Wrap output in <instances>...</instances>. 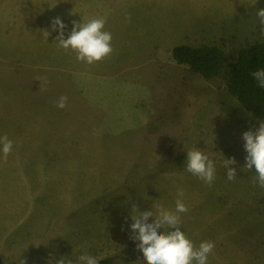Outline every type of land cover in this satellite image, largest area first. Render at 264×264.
Returning <instances> with one entry per match:
<instances>
[{
  "label": "rangeland",
  "instance_id": "rangeland-1",
  "mask_svg": "<svg viewBox=\"0 0 264 264\" xmlns=\"http://www.w3.org/2000/svg\"><path fill=\"white\" fill-rule=\"evenodd\" d=\"M262 9L264 0H0V136L13 141L6 160L0 145V264L84 254L147 264L131 216L151 210L153 223L157 206L174 211L178 189L181 231L196 247L215 244L208 264H264V188L245 169L243 139L262 121L229 94L225 69L205 79L172 56L178 45L213 46L233 63L264 43ZM98 17L111 55L87 64L58 47L56 18L67 39L73 21ZM194 148L215 163L210 186L185 168Z\"/></svg>",
  "mask_w": 264,
  "mask_h": 264
},
{
  "label": "clouds",
  "instance_id": "clouds-1",
  "mask_svg": "<svg viewBox=\"0 0 264 264\" xmlns=\"http://www.w3.org/2000/svg\"><path fill=\"white\" fill-rule=\"evenodd\" d=\"M261 25H264V9L256 12ZM53 31L59 29L57 45L68 52L76 53L78 61L93 64L111 55L113 47L111 45L112 34L104 31L106 20L103 17L92 18L87 23H77L73 21V29L67 39L64 38V28L66 27L60 18L53 22ZM48 36L49 33L45 31ZM257 81V87L264 88V69H259L251 73ZM68 98L61 96L57 107L63 109L67 106ZM245 141L244 148L247 152L245 169L252 170L253 166L258 174L254 181L264 188V122L253 132L251 130L243 133ZM0 145L6 160L13 149V141L5 134L0 136ZM235 158L225 159L224 167L227 169V179L232 181L237 178L235 168L229 167L235 164ZM186 170L197 176L209 186L215 179V163L201 149L194 148L187 152ZM184 192L177 191L175 210H170L163 206H157V215L153 223H148L149 217H153L151 210L140 212L139 215L131 216L134 221L131 224L133 233L132 239L139 241L138 250L143 253L147 264H208V257L213 252L215 244L212 241H203L196 247L181 231V217L179 214L187 213L188 207L183 202ZM133 209H138L135 204ZM167 226L169 231H159ZM22 264L25 261L22 259ZM55 264H73L72 260L65 261L63 257L55 261ZM76 264H99L97 258L84 254L77 258Z\"/></svg>",
  "mask_w": 264,
  "mask_h": 264
},
{
  "label": "trees",
  "instance_id": "trees-1",
  "mask_svg": "<svg viewBox=\"0 0 264 264\" xmlns=\"http://www.w3.org/2000/svg\"><path fill=\"white\" fill-rule=\"evenodd\" d=\"M172 56L177 64L187 66L205 79L214 78L225 69L229 94L245 111L264 122V88L257 87L251 75L253 71L264 69V43L239 50L229 65L223 51L213 46L178 45Z\"/></svg>",
  "mask_w": 264,
  "mask_h": 264
}]
</instances>
